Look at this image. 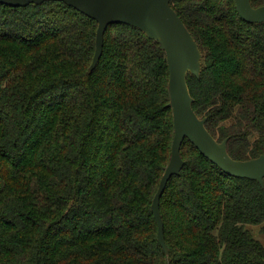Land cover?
<instances>
[{
	"label": "trees",
	"instance_id": "1",
	"mask_svg": "<svg viewBox=\"0 0 264 264\" xmlns=\"http://www.w3.org/2000/svg\"><path fill=\"white\" fill-rule=\"evenodd\" d=\"M254 8L264 0H251ZM203 55L193 109L237 161L264 156V23L236 0H172ZM64 2L0 4V264H264V185L227 175L186 139L184 167L152 204L174 139L159 42Z\"/></svg>",
	"mask_w": 264,
	"mask_h": 264
},
{
	"label": "water",
	"instance_id": "2",
	"mask_svg": "<svg viewBox=\"0 0 264 264\" xmlns=\"http://www.w3.org/2000/svg\"><path fill=\"white\" fill-rule=\"evenodd\" d=\"M47 1L64 2L98 23L96 52L90 72L97 67L102 57L105 32L112 25L126 24L140 29L150 39L159 42L166 53L174 139L170 162L152 204L158 225V241L166 256H169L170 250L165 240L160 201L168 182L178 176L184 167L181 147L186 139L227 175L264 185V156L249 161L234 160L228 153L227 141L219 143L206 128L207 118L200 119L193 109L194 99L187 77L188 74L200 77L203 55L198 43L171 7L172 0H0V4L20 8ZM236 7L244 22L264 23V7L254 8L251 0H236Z\"/></svg>",
	"mask_w": 264,
	"mask_h": 264
},
{
	"label": "rangeland",
	"instance_id": "3",
	"mask_svg": "<svg viewBox=\"0 0 264 264\" xmlns=\"http://www.w3.org/2000/svg\"><path fill=\"white\" fill-rule=\"evenodd\" d=\"M253 232L255 237H257L259 240H261L264 243V234L260 235L258 228H254Z\"/></svg>",
	"mask_w": 264,
	"mask_h": 264
}]
</instances>
